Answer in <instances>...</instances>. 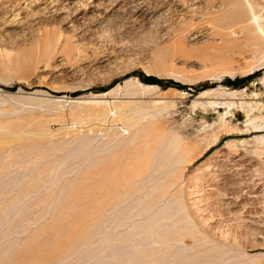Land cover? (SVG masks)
I'll use <instances>...</instances> for the list:
<instances>
[{"label":"rangeland","instance_id":"obj_1","mask_svg":"<svg viewBox=\"0 0 264 264\" xmlns=\"http://www.w3.org/2000/svg\"><path fill=\"white\" fill-rule=\"evenodd\" d=\"M133 1L0 0V264H264V0Z\"/></svg>","mask_w":264,"mask_h":264},{"label":"bare ground","instance_id":"obj_2","mask_svg":"<svg viewBox=\"0 0 264 264\" xmlns=\"http://www.w3.org/2000/svg\"><path fill=\"white\" fill-rule=\"evenodd\" d=\"M150 1L151 0H134L133 2V5H134V7H135V11H137V12H139V14H143V13H145V11H146V8H149L150 6H149V3H150ZM151 4V3H150ZM144 6V11H143V9H141V6ZM251 9V8H250ZM254 11V10H253ZM255 13V12H254ZM256 14V13H255ZM259 15V14H258ZM253 16V15H252ZM256 17H257V14L255 15ZM261 17V16H260ZM262 17H263V15H262ZM259 18V17H258ZM257 18V19H258ZM251 19V18H250ZM253 19H254V17H253ZM264 19V18H263ZM262 19V21H261V18L260 19H258V20H260L261 22H263L264 20ZM257 20V21H258ZM254 21V20H253ZM257 21H256V23H257ZM259 22V21H258ZM261 22H259L260 24H261ZM250 23H253L252 22V20H251V22ZM259 24V25H260ZM251 25V24H250ZM250 25H248V27L250 26ZM257 25V24H256ZM263 25V24H262ZM262 25H260V26H262ZM242 26H243V24H242ZM252 26V25H251ZM258 26V25H257ZM264 26V25H263ZM246 27H247V25H246ZM259 27V26H258ZM250 28V27H249ZM248 28V29H249ZM261 28H263V27H261ZM259 30V29H258ZM263 30H264V28H263ZM261 31V30H260ZM263 33H264V31H262ZM261 33V32H260ZM262 33V34H263ZM260 36H261V34H260ZM264 36V35H263ZM262 37V36H261ZM263 38V37H262ZM258 40V39H257Z\"/></svg>","mask_w":264,"mask_h":264},{"label":"trees","instance_id":"obj_3","mask_svg":"<svg viewBox=\"0 0 264 264\" xmlns=\"http://www.w3.org/2000/svg\"><path fill=\"white\" fill-rule=\"evenodd\" d=\"M254 76V74H249L243 78H235L233 80L231 79H225L224 81L227 83V84H233V85H237V82L239 81H242V80H249L251 79L252 77ZM143 81L145 82H153V83H160L161 81L158 80V79H155L153 77H150V76H144V75H141L140 77Z\"/></svg>","mask_w":264,"mask_h":264},{"label":"built area","instance_id":"obj_4","mask_svg":"<svg viewBox=\"0 0 264 264\" xmlns=\"http://www.w3.org/2000/svg\"><path fill=\"white\" fill-rule=\"evenodd\" d=\"M121 134L122 135H126L127 134V131L126 130H121Z\"/></svg>","mask_w":264,"mask_h":264}]
</instances>
